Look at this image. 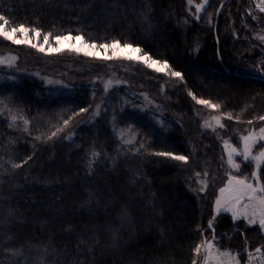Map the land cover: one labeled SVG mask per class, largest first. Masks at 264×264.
Segmentation results:
<instances>
[{
    "label": "trees",
    "instance_id": "obj_1",
    "mask_svg": "<svg viewBox=\"0 0 264 264\" xmlns=\"http://www.w3.org/2000/svg\"><path fill=\"white\" fill-rule=\"evenodd\" d=\"M198 3L0 0V13L15 22L53 35L82 33L98 46L113 39L131 43L183 76L137 67L129 88L114 90L96 120L100 96L87 74L69 77L58 95L17 74L0 86V99L30 120L26 131L22 120L9 127L8 111L0 113V264H192L195 246L213 237L210 220L223 251L240 254L251 235L260 236L247 222L215 218L214 203L227 180L225 141L236 144L246 121L264 115V73L258 70L264 47L254 38L264 31V15L250 0H230L217 19L223 1L211 0L202 15ZM0 51L19 57L23 68L42 58L3 39ZM136 91L158 103V116L139 113ZM189 92L221 103V112L196 104ZM80 108L88 112L58 137L35 139ZM203 110L232 114L233 120L223 118L222 136L202 129L197 112ZM129 126L137 132L135 145L119 136ZM93 151L100 155L90 166ZM164 151L189 161L152 154ZM29 156L22 168L12 167Z\"/></svg>",
    "mask_w": 264,
    "mask_h": 264
},
{
    "label": "snow or ice",
    "instance_id": "obj_2",
    "mask_svg": "<svg viewBox=\"0 0 264 264\" xmlns=\"http://www.w3.org/2000/svg\"><path fill=\"white\" fill-rule=\"evenodd\" d=\"M193 3L194 0H187V4L190 7L193 6ZM209 3L210 0H202V3L195 4L197 13L205 11ZM223 6V4L220 5L221 8H223ZM256 7L259 9L260 13H264V0H258ZM196 18L199 19L200 17L197 15ZM0 39L9 41L14 45H26L42 53H59L65 49V46H67L68 51H74L77 53L83 52L86 56H92L107 61L124 59L128 61L143 62L147 67L155 68L157 72L169 69V75L183 79L180 72L172 71L170 69L166 60H157L153 58L152 55L146 53L141 47L134 46L131 43H121V41L117 39H113L110 43H102L99 45V48L103 50L105 54L101 55L99 51H92L97 48V44L94 41L90 42L87 40L82 33L73 35L71 32H68L64 35H53L51 31L44 32L40 27L35 26L34 24L15 22L3 13H0ZM259 39L264 41V36L259 37ZM109 52L111 53L110 55L107 54ZM17 59L18 57L16 56H9L7 58L0 57V65L12 67ZM258 70L264 72V67ZM49 83H52V81H49ZM112 85V80L104 82V91L107 92ZM189 95L196 104L221 112V103H214L210 99L198 98L192 92H189ZM99 107L100 106L97 105L94 115H99ZM5 110L8 111L10 116L11 123L9 124V127H15L17 120H22L25 130H28L30 120L22 115L14 113L13 110L8 107L7 102L0 99V113ZM86 112H88L87 108H80L78 112H73L67 118L62 116L59 124H53L51 126L53 130H51L50 133H41V135L36 136L35 139L45 142L58 137L66 128H68L69 124L76 116ZM224 116H226L229 121L234 118L231 113H221L220 115L213 117L214 124L205 121L204 127L212 128L213 131H215V126L224 128L225 125L222 123ZM236 120L238 123L243 122L239 117H236ZM246 122L252 127H250L247 134L239 136L242 148L237 149L227 141L224 143V148L227 150V163L237 173H240L241 165L236 162V156H241L244 161L254 163L255 171L251 173V176L232 174L229 172L227 183L224 187L219 189V196L215 199V212L217 215L221 212H230L234 220L243 218L247 220L249 225L258 224L261 229H264V179H262V173H264V115H257L254 119H249ZM255 122H259L262 125L258 130L254 126ZM119 136L125 144L135 145L138 143L136 139L137 132L134 130L133 126H129L127 129H121ZM68 138L70 139L71 137L69 136ZM257 145H259V149L254 152ZM143 147L144 144L140 142V147L137 148V152ZM152 154L168 157L174 161L183 162L184 164H187L189 161L188 156L175 154L171 151L155 152ZM99 155V152H92L90 166L91 163L96 161V158L99 157ZM31 159L32 157L29 156L22 163H12V167L14 169L22 168L23 165L27 164ZM195 175L201 184L199 191H205L208 185L205 181L199 179L201 173L196 172ZM204 175L206 176L208 173L205 172ZM208 227L212 229L214 241L215 228L213 227L212 220L208 222ZM204 231H207V229ZM201 235H203L202 232ZM194 252L196 258L192 260V264H198V262L199 264H240L239 253L233 255L231 251H222L215 246L214 242L209 241L206 237L195 246ZM255 253L259 255H254L251 251L247 253V264H264V248L257 247Z\"/></svg>",
    "mask_w": 264,
    "mask_h": 264
},
{
    "label": "rangeland",
    "instance_id": "obj_3",
    "mask_svg": "<svg viewBox=\"0 0 264 264\" xmlns=\"http://www.w3.org/2000/svg\"><path fill=\"white\" fill-rule=\"evenodd\" d=\"M211 1V0H210ZM219 2H224V0H217ZM253 2L252 9L254 12L260 13L259 9L256 7V4L258 3V0H250ZM208 7V6H207ZM206 7V9H207ZM204 11L199 12V14H203ZM213 16V15H212ZM212 16L209 18L208 21H212ZM264 36V31L258 30L256 34H254L255 40L258 42L259 45H262L264 47V41L259 39V37ZM42 43V39H41ZM54 43V42H53ZM26 46V45H25ZM78 46V45H77ZM47 47V46H45ZM87 50V49H86ZM92 51H99L101 55H104L105 53L103 50L99 48L97 45L96 49H93ZM37 52H39L37 50ZM41 54V59L31 60L29 67H22L19 63V57L14 63L12 67H7L6 65H0V86L5 84L6 82H11V77L14 74L22 75L25 78L31 79V80H38L43 85H45L46 88L50 89L54 95L62 94L67 88L68 84L67 79L72 76H79V75H88V81L94 85L98 89L99 94V102L97 105H99V113L102 107L106 104V101L110 98V95L114 90H118L120 88H129L130 79L135 75L134 72L136 71V68L139 66L147 67L143 62L138 61H128L124 59L120 60H103L94 58L92 56H86L83 54V52L77 53L74 51H68L67 46H65V49L62 50L59 53H47V52H39ZM107 54H111L110 52ZM9 56H16L12 53H9L7 51H0V57H9ZM17 57V56H16ZM261 64H264V61L261 62ZM42 69H41V68ZM262 67L260 65L259 69ZM149 68V67H148ZM152 70L156 71L155 68H151ZM14 70V72H13ZM49 70V71H48ZM18 71V72H17ZM168 69H165L164 71L160 73H167ZM157 72V71H156ZM258 72V71H256ZM264 73V72H263ZM262 74V73H261ZM263 75V74H262ZM107 80H112L113 85L107 92L104 91V82ZM49 81H52V83H49ZM14 83V81H12ZM67 85V86H66ZM164 89V88H163ZM165 90V89H164ZM135 95V99L138 100L139 105H137V109L139 110V113L144 114L147 112L149 115H156L158 116L159 111V105L153 99H151L146 93L142 92H133ZM97 108V107H96ZM158 112V113H156ZM199 119L201 120V127L204 131L210 132L215 134L216 136H222L224 134L223 130L224 128H220L219 126H215V131H213L212 128H205L204 123L205 121H209L214 124L213 117L216 116L212 111H205L203 112H197ZM99 115L93 114V119L96 120ZM222 123L224 124V119L222 120ZM254 126L258 130L260 126H262L260 123H255ZM250 125H247L244 127L240 132H237V143H233L231 141H227L232 146L236 147L237 149L242 148V143L239 139L240 135L247 134L248 130L250 129ZM235 133V132H234ZM236 135V133H235ZM224 141L222 140V143ZM226 142V141H225ZM259 149V145H257V148L254 149V152H256ZM227 152V150H226ZM227 160V157H226ZM235 160L237 163L241 165L240 173H237L234 169L230 167V165L227 163V169L228 172H226V175L228 177L229 172L232 174H243L245 176H251V173L255 171V165L254 163H250L248 161H244L241 156H236ZM203 180V179H202ZM205 181V180H203ZM200 183V182H199ZM227 183V180L225 184ZM224 184V186H225ZM201 185V184H200ZM223 186V187H224ZM219 196V191L218 195ZM214 215L215 218L221 217V216H227L230 217L233 220V223L235 222H247V220L241 218L238 220H234L231 216L230 212H221L219 215L215 212V203H214ZM248 224V223H247ZM249 227L252 228H258V232L260 233V236H253L250 237V242L252 244H248L246 249L239 254L240 258V264H247V252L252 251L253 244H262L261 242H264V229H261L259 225H249ZM209 241H212L215 243V246L222 250L219 247V241L220 238L215 235V240L213 241V237L208 239ZM260 247V246H259ZM223 251V250H222ZM237 254V253H236ZM233 253V255H236ZM258 256V254H257Z\"/></svg>",
    "mask_w": 264,
    "mask_h": 264
},
{
    "label": "water",
    "instance_id": "obj_4",
    "mask_svg": "<svg viewBox=\"0 0 264 264\" xmlns=\"http://www.w3.org/2000/svg\"><path fill=\"white\" fill-rule=\"evenodd\" d=\"M228 1H230V0H224V2L222 3L223 5H225ZM224 7V6H223ZM222 9L223 8H219V11H218V14H217V19L219 18V15H220V13H221V11H222ZM264 81V80H263ZM262 248H264V245H262L261 246ZM254 255H257V253H255V250L254 251H251ZM248 253V252H247Z\"/></svg>",
    "mask_w": 264,
    "mask_h": 264
}]
</instances>
